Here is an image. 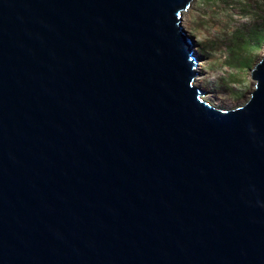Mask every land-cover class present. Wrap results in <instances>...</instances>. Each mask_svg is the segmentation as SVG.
I'll list each match as a JSON object with an SVG mask.
<instances>
[{
  "label": "water",
  "instance_id": "obj_1",
  "mask_svg": "<svg viewBox=\"0 0 264 264\" xmlns=\"http://www.w3.org/2000/svg\"><path fill=\"white\" fill-rule=\"evenodd\" d=\"M194 0H0V264H264V56L195 84Z\"/></svg>",
  "mask_w": 264,
  "mask_h": 264
},
{
  "label": "rangeland",
  "instance_id": "obj_2",
  "mask_svg": "<svg viewBox=\"0 0 264 264\" xmlns=\"http://www.w3.org/2000/svg\"><path fill=\"white\" fill-rule=\"evenodd\" d=\"M183 26L206 99L224 109L245 104L254 90L251 70L264 56V0H194Z\"/></svg>",
  "mask_w": 264,
  "mask_h": 264
},
{
  "label": "bare ground",
  "instance_id": "obj_3",
  "mask_svg": "<svg viewBox=\"0 0 264 264\" xmlns=\"http://www.w3.org/2000/svg\"><path fill=\"white\" fill-rule=\"evenodd\" d=\"M199 64H200V63H199ZM199 64H198V66H197V67H198L197 70H199V68H200V65H199ZM196 81H197V80H196ZM196 81H195V84H196Z\"/></svg>",
  "mask_w": 264,
  "mask_h": 264
}]
</instances>
